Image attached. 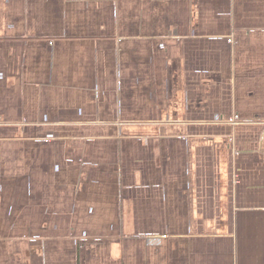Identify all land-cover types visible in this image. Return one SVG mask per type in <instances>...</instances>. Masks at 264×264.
<instances>
[{
    "label": "crops",
    "instance_id": "obj_1",
    "mask_svg": "<svg viewBox=\"0 0 264 264\" xmlns=\"http://www.w3.org/2000/svg\"><path fill=\"white\" fill-rule=\"evenodd\" d=\"M0 264H264V0H0Z\"/></svg>",
    "mask_w": 264,
    "mask_h": 264
}]
</instances>
